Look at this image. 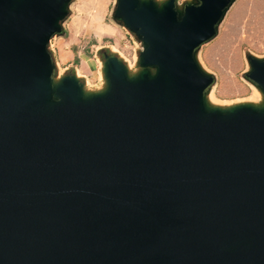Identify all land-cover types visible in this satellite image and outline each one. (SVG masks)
Listing matches in <instances>:
<instances>
[{"label":"water","instance_id":"obj_1","mask_svg":"<svg viewBox=\"0 0 264 264\" xmlns=\"http://www.w3.org/2000/svg\"><path fill=\"white\" fill-rule=\"evenodd\" d=\"M234 2L117 0L141 70L90 94L50 51L71 0H0V264H264V102L212 107L197 59Z\"/></svg>","mask_w":264,"mask_h":264},{"label":"rangeland","instance_id":"obj_2","mask_svg":"<svg viewBox=\"0 0 264 264\" xmlns=\"http://www.w3.org/2000/svg\"><path fill=\"white\" fill-rule=\"evenodd\" d=\"M193 1L178 0V4L183 6ZM116 4L117 0H71L62 33L50 44L58 67L57 81L76 73L85 63L83 73L88 81L80 80L86 92H103L107 86L100 62L106 54H113L114 49L118 51L115 56L126 66L130 65L131 76L140 72L139 55L143 45L114 18ZM249 56L264 60V0H235L219 25L217 36L199 49V64L215 77L209 92L213 101L209 105L230 109L263 103L257 95L261 92L246 77L250 71Z\"/></svg>","mask_w":264,"mask_h":264},{"label":"bare ground","instance_id":"obj_3","mask_svg":"<svg viewBox=\"0 0 264 264\" xmlns=\"http://www.w3.org/2000/svg\"><path fill=\"white\" fill-rule=\"evenodd\" d=\"M101 37V36H100ZM102 38V37H101ZM116 53H118V51L116 50V49H114L113 50V54H116ZM101 63V66H100V71H101V74L103 73V69H104V63L103 62H100ZM83 66L81 67V68H78V70L76 71V73H75V75H76V77L78 78V79H86L87 81H88V79H87V77L86 76H84V73H83V70L86 68V66H85V63H83L82 64ZM129 67H130V65H127V69L129 70ZM213 95V94H212ZM257 95H259V97H258V99L260 100V103H261V101H263L264 102V99H263V95L260 93V94H257ZM214 96V95H213ZM212 96V97H213ZM253 96H255V95H253ZM251 98H253V97H251ZM207 99H208V103H210L209 101H211V96H210V93L208 94V97H207ZM255 99V98H254ZM253 99V100H254ZM213 101V100H212ZM211 101V102H212ZM256 101H258V100H256ZM257 103V102H256ZM251 104H253V103H251ZM254 105H255V102H254Z\"/></svg>","mask_w":264,"mask_h":264}]
</instances>
